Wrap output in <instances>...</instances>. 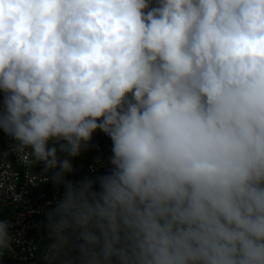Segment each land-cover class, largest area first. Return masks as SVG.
<instances>
[{
    "label": "clouds",
    "instance_id": "9594fccd",
    "mask_svg": "<svg viewBox=\"0 0 264 264\" xmlns=\"http://www.w3.org/2000/svg\"><path fill=\"white\" fill-rule=\"evenodd\" d=\"M0 131L64 189L43 264H264V0H0Z\"/></svg>",
    "mask_w": 264,
    "mask_h": 264
},
{
    "label": "built area",
    "instance_id": "2783aa9c",
    "mask_svg": "<svg viewBox=\"0 0 264 264\" xmlns=\"http://www.w3.org/2000/svg\"><path fill=\"white\" fill-rule=\"evenodd\" d=\"M4 152L0 154V219L13 225L11 231L19 240L13 251L0 257V264H43L42 253L49 243L44 227L46 212L62 197L61 186L49 178L44 182L42 167L33 165L27 153L18 156L16 142L5 135ZM112 153H104L89 164L80 174L78 182L85 177L94 179L111 169Z\"/></svg>",
    "mask_w": 264,
    "mask_h": 264
},
{
    "label": "trees",
    "instance_id": "16d2710c",
    "mask_svg": "<svg viewBox=\"0 0 264 264\" xmlns=\"http://www.w3.org/2000/svg\"><path fill=\"white\" fill-rule=\"evenodd\" d=\"M112 141L111 139L104 133H100L96 140H91L85 150H82L80 155L71 158L74 162L73 173L67 174L66 180L71 181L73 183H77L80 177V174L84 171V169L99 157H101L104 153H112ZM37 167H42V165H37ZM60 190H64L63 186Z\"/></svg>",
    "mask_w": 264,
    "mask_h": 264
},
{
    "label": "crops",
    "instance_id": "0c3cea01",
    "mask_svg": "<svg viewBox=\"0 0 264 264\" xmlns=\"http://www.w3.org/2000/svg\"><path fill=\"white\" fill-rule=\"evenodd\" d=\"M102 133L101 131L97 130L94 134H93V138L92 140H96L97 137L99 136V134ZM4 152V136L0 133V154H2Z\"/></svg>",
    "mask_w": 264,
    "mask_h": 264
},
{
    "label": "rangeland",
    "instance_id": "374dc122",
    "mask_svg": "<svg viewBox=\"0 0 264 264\" xmlns=\"http://www.w3.org/2000/svg\"><path fill=\"white\" fill-rule=\"evenodd\" d=\"M103 133V132H102ZM71 163H72V165L74 166V162H73V160L71 159Z\"/></svg>",
    "mask_w": 264,
    "mask_h": 264
}]
</instances>
